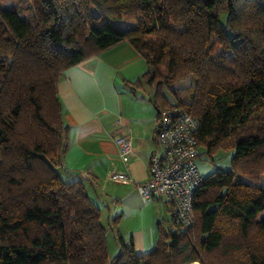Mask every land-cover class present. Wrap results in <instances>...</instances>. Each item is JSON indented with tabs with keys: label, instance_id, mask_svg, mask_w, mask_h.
I'll list each match as a JSON object with an SVG mask.
<instances>
[{
	"label": "trees",
	"instance_id": "trees-1",
	"mask_svg": "<svg viewBox=\"0 0 264 264\" xmlns=\"http://www.w3.org/2000/svg\"><path fill=\"white\" fill-rule=\"evenodd\" d=\"M11 1L0 3V264H264V0ZM123 40L148 64L126 84L153 88L158 110L167 87L199 119L200 145L235 155L203 177L194 221L158 223L149 252L113 216L111 257L101 207L63 164L58 82Z\"/></svg>",
	"mask_w": 264,
	"mask_h": 264
},
{
	"label": "crops",
	"instance_id": "crops-1",
	"mask_svg": "<svg viewBox=\"0 0 264 264\" xmlns=\"http://www.w3.org/2000/svg\"><path fill=\"white\" fill-rule=\"evenodd\" d=\"M147 69L141 53L123 40L64 70L58 82L62 118L68 126L63 164L84 179L91 198L101 208H109L107 194L111 203L122 209L121 233L125 240L133 239L137 253L152 250L159 236L158 223L167 227L172 218L168 205L156 199L148 205L142 203L146 215L136 227H125L128 212L141 205L142 197L134 182L109 177L111 171H127L134 181L142 182L150 175L159 113L154 89L146 83L140 87L126 84L141 79ZM127 127L131 128L133 151L126 163L115 136Z\"/></svg>",
	"mask_w": 264,
	"mask_h": 264
},
{
	"label": "built area",
	"instance_id": "built-area-1",
	"mask_svg": "<svg viewBox=\"0 0 264 264\" xmlns=\"http://www.w3.org/2000/svg\"><path fill=\"white\" fill-rule=\"evenodd\" d=\"M199 128V119L184 106L171 103L161 108L148 179L136 182L127 171H111L109 177L115 181L134 182L145 204L160 199L168 205L176 224L190 225L195 219V194L203 180L196 164L201 154L196 137ZM115 142L121 159L129 162L133 151L131 128L116 135Z\"/></svg>",
	"mask_w": 264,
	"mask_h": 264
},
{
	"label": "rangeland",
	"instance_id": "rangeland-1",
	"mask_svg": "<svg viewBox=\"0 0 264 264\" xmlns=\"http://www.w3.org/2000/svg\"><path fill=\"white\" fill-rule=\"evenodd\" d=\"M0 3L9 6L12 4V1L0 0ZM228 56H230V52L228 53ZM179 85L182 87L184 85V81H180ZM163 92L170 103L175 102L174 96L167 87L163 88ZM234 155H235V151L233 149H226L223 147H218L215 148L214 151L208 152L207 146L202 144L201 154L196 159V164L199 167L202 176L207 177L218 170L232 169L233 168L232 161ZM241 179L246 181L245 177H241ZM262 179L264 181V175ZM108 197L109 195L105 194V200L109 202V208H107L106 206L101 208L102 211L101 221L104 224V226L107 228V242L109 248V255L112 257L119 252L120 247L118 245L116 236L114 235V232L111 229V219L117 213L121 214L122 209L118 208V205L112 204L111 200H109L110 197L109 198ZM142 203L145 204L144 202L141 201V205L139 207H136L135 210L131 213L128 212L129 217H126L125 227L134 228L139 223L140 219H144L146 215L145 214L146 207L143 206ZM122 218H123V214H122ZM190 264H196V263H190Z\"/></svg>",
	"mask_w": 264,
	"mask_h": 264
}]
</instances>
